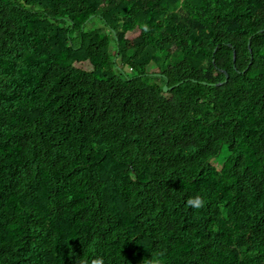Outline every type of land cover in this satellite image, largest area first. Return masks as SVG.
Returning a JSON list of instances; mask_svg holds the SVG:
<instances>
[{"label":"trees","instance_id":"16d2710c","mask_svg":"<svg viewBox=\"0 0 264 264\" xmlns=\"http://www.w3.org/2000/svg\"><path fill=\"white\" fill-rule=\"evenodd\" d=\"M157 254L264 264V0H0V264Z\"/></svg>","mask_w":264,"mask_h":264},{"label":"clouds","instance_id":"9594fccd","mask_svg":"<svg viewBox=\"0 0 264 264\" xmlns=\"http://www.w3.org/2000/svg\"><path fill=\"white\" fill-rule=\"evenodd\" d=\"M187 204L195 209L202 208L205 200L202 196L196 195L187 200ZM81 264H88V261H82ZM91 264H104L103 258L97 257L91 260ZM148 264H163V257L159 254L152 256Z\"/></svg>","mask_w":264,"mask_h":264},{"label":"rangeland","instance_id":"374dc122","mask_svg":"<svg viewBox=\"0 0 264 264\" xmlns=\"http://www.w3.org/2000/svg\"><path fill=\"white\" fill-rule=\"evenodd\" d=\"M136 35V33L135 34H130V38H133L134 36ZM132 73H130V75H131ZM224 159V154H222V155H220L217 159H215L214 161H216V162H218V163H221L222 162V160Z\"/></svg>","mask_w":264,"mask_h":264},{"label":"water","instance_id":"95a60500","mask_svg":"<svg viewBox=\"0 0 264 264\" xmlns=\"http://www.w3.org/2000/svg\"><path fill=\"white\" fill-rule=\"evenodd\" d=\"M227 78H228V76H227ZM164 90H165V91H168V87H167V86H165V87H164Z\"/></svg>","mask_w":264,"mask_h":264}]
</instances>
